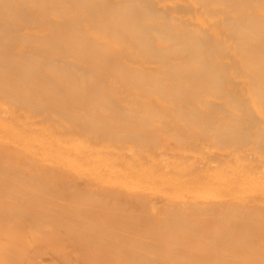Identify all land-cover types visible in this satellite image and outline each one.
<instances>
[{
  "label": "bare ground",
  "instance_id": "6f19581e",
  "mask_svg": "<svg viewBox=\"0 0 264 264\" xmlns=\"http://www.w3.org/2000/svg\"><path fill=\"white\" fill-rule=\"evenodd\" d=\"M0 264H264V0H0Z\"/></svg>",
  "mask_w": 264,
  "mask_h": 264
}]
</instances>
